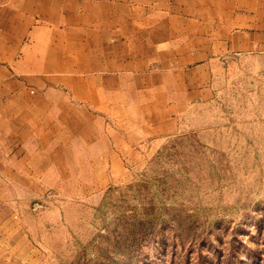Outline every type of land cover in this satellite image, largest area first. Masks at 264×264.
<instances>
[{
    "label": "rangeland",
    "instance_id": "rangeland-1",
    "mask_svg": "<svg viewBox=\"0 0 264 264\" xmlns=\"http://www.w3.org/2000/svg\"><path fill=\"white\" fill-rule=\"evenodd\" d=\"M210 88L168 134L135 106L21 132L0 160V264H264V48L218 49Z\"/></svg>",
    "mask_w": 264,
    "mask_h": 264
},
{
    "label": "crops",
    "instance_id": "crops-1",
    "mask_svg": "<svg viewBox=\"0 0 264 264\" xmlns=\"http://www.w3.org/2000/svg\"><path fill=\"white\" fill-rule=\"evenodd\" d=\"M258 47L264 0H0V160L86 107L135 106L144 130L174 132L208 98L213 54ZM29 93L50 125L29 120Z\"/></svg>",
    "mask_w": 264,
    "mask_h": 264
}]
</instances>
